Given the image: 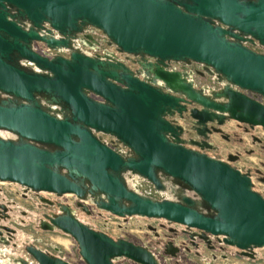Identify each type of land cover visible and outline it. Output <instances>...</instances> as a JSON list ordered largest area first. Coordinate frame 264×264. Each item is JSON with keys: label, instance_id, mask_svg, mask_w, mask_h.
Masks as SVG:
<instances>
[{"label": "water", "instance_id": "95a60500", "mask_svg": "<svg viewBox=\"0 0 264 264\" xmlns=\"http://www.w3.org/2000/svg\"><path fill=\"white\" fill-rule=\"evenodd\" d=\"M92 28L140 56L137 69L80 48L77 33ZM254 41L264 47V0H0V183L197 229L244 255L264 249V196L249 170L186 147L197 143L172 120L182 101L199 107L189 116L203 138L208 123L229 119L264 131V54L248 48ZM35 42L69 57L39 54ZM170 61L201 63L219 87L194 89L164 68ZM41 229L70 236L82 264H157L148 247L113 239L68 205ZM8 238L0 216V264H73L34 245L12 253Z\"/></svg>", "mask_w": 264, "mask_h": 264}, {"label": "flooded vegetation", "instance_id": "af4514ba", "mask_svg": "<svg viewBox=\"0 0 264 264\" xmlns=\"http://www.w3.org/2000/svg\"><path fill=\"white\" fill-rule=\"evenodd\" d=\"M77 36L79 38L77 43L83 50L93 55H103L105 51H109L113 53L116 59L133 71L138 67L134 61L142 59L140 56L134 57L119 51L113 45H108L105 41V35L99 29L92 28L90 32H79ZM81 40L88 42L91 47L84 45ZM246 45L253 52L264 54V47L260 46L258 41L247 42ZM34 46L39 54L45 56L59 54L67 58L70 54L69 52H57L42 42H35ZM143 59L154 61L148 56ZM164 68L167 71L183 72L185 79L191 82V86L194 89L199 90L204 87L217 89L219 87L213 82L208 70L201 63L192 61L189 64H185L170 61ZM246 94L250 97L261 99L253 93L247 92ZM180 104L184 105L185 110L182 111L181 117L175 114L172 120L183 128L184 139H191L197 143H185L184 145L208 156L221 159L242 171L249 170L254 189L264 196V131L260 127L250 128L246 124L229 119L225 120L222 125L208 123L203 128L207 138H203L197 133L196 125L189 116V110L192 107H199L193 103L182 101ZM102 138L108 142L111 148H121V145L111 137L102 135ZM258 183L260 187L257 186ZM1 184H15L0 183V216L3 223L10 227L12 236L11 239L8 238L10 246L7 248L12 253L22 256H25L23 250L25 245H34L41 250L62 257L58 247L53 245H49V247L40 246L39 243L42 241V237L37 235L59 232L43 231L41 222L51 213H56L59 209V204H64L70 206L79 219L91 224L94 229L100 230L109 236L111 235L108 233V229H110L108 218L120 219L124 222V224H117V230L120 233L111 237L113 239H125L148 247L154 253L157 264H215L216 262L231 264L235 257L243 258L249 263L255 264L259 259L258 251H255L252 255H244L234 247L220 244L215 236L206 235L208 240H204L201 237V231L197 229L188 230L176 223L168 224L166 221L161 222V220L154 219H147L144 225L138 224L137 227L141 229L144 226L146 231H138L144 233L142 235L143 241L134 242L126 236L129 233L128 226L133 217L123 220L100 212L88 204L84 206L85 208H82V206L77 204L78 202L74 197L69 201L63 197L58 198L48 193L36 194L30 191H23L17 185H15L16 189L14 190H5V187L1 186ZM139 187L143 192L153 197L161 198V196L154 193L150 184L140 183ZM97 218H101L104 222L97 223L95 221ZM148 231H150L151 236L147 235ZM191 233L194 234L191 235ZM4 235H6L5 232ZM78 264H82V262L80 261ZM119 264L133 263L123 260Z\"/></svg>", "mask_w": 264, "mask_h": 264}, {"label": "rangeland", "instance_id": "374dc122", "mask_svg": "<svg viewBox=\"0 0 264 264\" xmlns=\"http://www.w3.org/2000/svg\"><path fill=\"white\" fill-rule=\"evenodd\" d=\"M1 186L5 187V190H14L16 189L15 185H2ZM258 187H260L259 183L257 184ZM73 196H65L63 197L64 199H68L69 201L72 200ZM109 221L111 222V224H109V228L108 229V233L111 236H116L118 235L120 232L117 230V225L116 224H124V222H122L120 219L118 218H108ZM97 223H101L102 219L101 218H97L95 220ZM146 222L145 219H141V218H135L133 217L132 220H130V224L128 226V231L129 233L126 235L127 238H129L130 240L134 241V242H138V241H143L142 239V235L144 233L138 232V231H146L145 227L143 226L141 229L138 226L139 225H144V223ZM163 222V221H161ZM157 224V223H156ZM132 230V231H130ZM151 236L150 231H148V234ZM42 237V241L39 243L40 246L42 247H49V245H53L59 248V251L61 252V256L63 258H65L68 262L73 263V264H78L80 262L79 260V256L77 253V246L75 241L68 235L66 234H62L60 232H54V233H45V234H41V235H37ZM259 253V259L255 264H264V249H259L257 250ZM201 262V261H199ZM215 264H222V263H218L216 262ZM231 264H252L249 263L247 260L243 259V258H238L235 257L232 261Z\"/></svg>", "mask_w": 264, "mask_h": 264}, {"label": "built area", "instance_id": "2783aa9c", "mask_svg": "<svg viewBox=\"0 0 264 264\" xmlns=\"http://www.w3.org/2000/svg\"><path fill=\"white\" fill-rule=\"evenodd\" d=\"M103 222H104V221L102 220V222H101V223H103ZM108 223H109V224H111V222H110V221H108ZM108 223H107V224H108ZM116 225H117V224H116Z\"/></svg>", "mask_w": 264, "mask_h": 264}]
</instances>
